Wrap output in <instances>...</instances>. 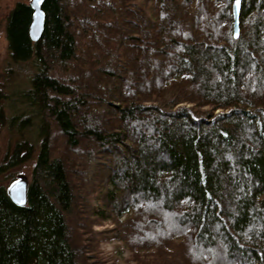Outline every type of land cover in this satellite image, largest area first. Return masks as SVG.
Wrapping results in <instances>:
<instances>
[{
	"label": "trees",
	"instance_id": "trees-1",
	"mask_svg": "<svg viewBox=\"0 0 264 264\" xmlns=\"http://www.w3.org/2000/svg\"><path fill=\"white\" fill-rule=\"evenodd\" d=\"M234 2L45 0L37 42L30 4L14 6L0 264H96L81 244L89 215L113 222L128 264H264V0H241L237 38ZM27 164L19 206L9 188Z\"/></svg>",
	"mask_w": 264,
	"mask_h": 264
},
{
	"label": "rangeland",
	"instance_id": "rangeland-1",
	"mask_svg": "<svg viewBox=\"0 0 264 264\" xmlns=\"http://www.w3.org/2000/svg\"><path fill=\"white\" fill-rule=\"evenodd\" d=\"M31 1L32 0H0V78L1 75L4 73V69L7 65V60H8V40L6 34L8 15L18 2L30 4ZM23 67L24 68H19L16 72L17 77L15 78V83L19 85L23 84V82H25V79L27 80L28 76L32 72V67L29 64H26ZM8 90L11 91L10 89ZM107 157L108 158H104V159L110 161L112 164L117 166L116 161L119 159V157L114 155ZM22 172L25 175H23L21 179H24L28 182L30 176V167L28 164L25 168H23ZM104 174L105 173L103 172H98L97 174L94 166L91 168L90 172L88 173V180H87L88 182L84 183L85 188H87V192L89 194H92L90 198H91V204L94 208H95V204L97 205L99 203L96 199L98 197V193H95L96 188L93 189L92 184L94 183L99 185V181L104 179V176L102 177V175ZM91 218L92 220H94L93 223L92 222L90 223L91 226H85L84 235L81 236V244L82 243L87 244L86 246L90 248V250H88L90 252V257L92 256V258L99 260V262H96V264H128L133 256L131 250L125 245V243L117 239H112L113 237L111 235L109 236L105 233L114 227L113 222L94 219V217L89 215V217L83 218L82 223L83 222L88 223ZM124 218H126V215L122 217L121 220H124ZM113 219L117 220L116 215L113 217Z\"/></svg>",
	"mask_w": 264,
	"mask_h": 264
},
{
	"label": "water",
	"instance_id": "water-1",
	"mask_svg": "<svg viewBox=\"0 0 264 264\" xmlns=\"http://www.w3.org/2000/svg\"><path fill=\"white\" fill-rule=\"evenodd\" d=\"M45 0L39 5L35 4V0L30 2V7L33 11L32 22L29 28V35L33 42H37L44 31L46 16L43 11V4ZM39 14V15H38ZM233 18H234V37L239 36V13L235 12V2L233 5ZM238 33V36H237ZM9 196L12 201L19 205L24 206L27 204L28 200V182L24 179H21L13 183L9 188Z\"/></svg>",
	"mask_w": 264,
	"mask_h": 264
},
{
	"label": "snow or ice",
	"instance_id": "snow-or-ice-1",
	"mask_svg": "<svg viewBox=\"0 0 264 264\" xmlns=\"http://www.w3.org/2000/svg\"><path fill=\"white\" fill-rule=\"evenodd\" d=\"M42 2H43V0H35L36 5H39ZM240 8H241V0H235V12H236V14L239 13ZM237 36H238V33H237ZM225 135H227V133H225ZM261 135H264V131L261 132ZM209 198H211V197L209 196ZM183 203H188V201H183Z\"/></svg>",
	"mask_w": 264,
	"mask_h": 264
}]
</instances>
